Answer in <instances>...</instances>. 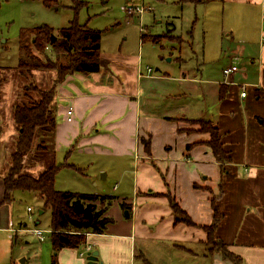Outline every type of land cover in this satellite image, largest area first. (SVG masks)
Returning <instances> with one entry per match:
<instances>
[{"label": "crops", "instance_id": "obj_1", "mask_svg": "<svg viewBox=\"0 0 264 264\" xmlns=\"http://www.w3.org/2000/svg\"><path fill=\"white\" fill-rule=\"evenodd\" d=\"M228 1L257 6L260 14L253 15V32L247 24L239 28L246 45L228 52L233 64L224 65L220 77L197 80L185 70L179 77L153 74L151 66L143 69L140 56L101 52L98 72L72 73L56 86V128L42 152L47 159L28 172L38 175L58 163L57 189L114 196L105 212L112 219L105 231L85 235L104 264H264V0ZM243 15L250 19L249 12ZM230 65L237 69L225 75ZM10 116L8 123L0 118V159L6 163L0 170V200L17 133L12 111ZM185 118L212 121L230 160L219 163L208 144L210 133ZM142 138L150 141V151ZM97 171L102 181L113 175L110 188L98 181ZM85 181L89 185L83 189ZM169 196L193 225L175 222ZM213 202L222 213L215 241L237 255V262L208 242L204 226L213 222ZM10 206L0 204V233L13 241L16 232L35 240L23 237L27 244L18 256L27 253L21 264H53L54 256L55 264H87L79 253L83 245L54 250L50 229L44 240L16 230L26 225L15 227ZM0 252V264H20L2 245Z\"/></svg>", "mask_w": 264, "mask_h": 264}, {"label": "rangeland", "instance_id": "obj_2", "mask_svg": "<svg viewBox=\"0 0 264 264\" xmlns=\"http://www.w3.org/2000/svg\"><path fill=\"white\" fill-rule=\"evenodd\" d=\"M135 3H144L152 10L141 14V17L129 15L124 6ZM246 12H249L247 16L250 17L247 21L243 15ZM256 12L259 16L257 6L247 8L240 2L228 0H57L52 6L45 5L43 0H0V118L2 116L4 122H10L13 106L24 98L25 89L27 93L34 95L37 93L30 90L32 85L48 88L53 84L55 69H34L29 73L19 68L20 37L23 30L48 24L57 31L71 21L88 22L89 26L103 30L101 52L104 54L120 53L130 55L133 59L140 56L143 69L151 66L153 74L168 72L172 77H179L180 71L185 70L197 80H208L223 75V66L232 62L228 59V52L246 45L239 28L247 24L253 32V15ZM142 34L144 38H141ZM27 36L26 43L32 54L44 60L47 57L52 60L57 58L51 46L42 51L32 44L29 33ZM238 51L240 53V49ZM180 56L184 58V62L179 60ZM241 59L235 62L240 65ZM171 84H176V81H170ZM184 120L199 126V119ZM38 142L39 137L35 139L27 155L25 171H34L40 162L43 164L47 159L46 154L38 153ZM9 160L8 155L7 161ZM5 165L3 159H0L1 172ZM97 174L101 184H105L107 188L113 185V175L102 181L101 172L97 171ZM73 185L78 187L75 182ZM85 185L83 189L89 184L85 181ZM68 187L66 189H70ZM89 189L100 191L101 187L92 186ZM28 206L33 209L30 212L32 220L28 218ZM10 207L15 227L24 226L25 223L26 227L50 228V209L43 207V201L37 192L15 190ZM42 209L43 212L40 213ZM2 235L0 233L3 251L10 255L14 253L15 261L21 264L27 253L21 252L18 256L21 245L27 244L23 237H31L25 236L26 233L23 235L16 232V241L3 235L1 242ZM31 242L35 240L31 238Z\"/></svg>", "mask_w": 264, "mask_h": 264}, {"label": "trees", "instance_id": "obj_3", "mask_svg": "<svg viewBox=\"0 0 264 264\" xmlns=\"http://www.w3.org/2000/svg\"><path fill=\"white\" fill-rule=\"evenodd\" d=\"M199 1V0H198ZM45 5L52 6L57 0H43ZM31 35L32 44L40 49L51 46L57 58L42 59L30 52L26 43L28 33ZM24 32V33H23ZM20 37L21 59L19 68L29 73L34 69L52 68L56 71L53 84L48 88L32 85L30 90L37 94L27 93L21 101L13 106L14 120L17 125L14 149L11 153L10 164L3 174L4 194L0 204L13 200L15 190H29L38 193L43 201V207L49 208L50 231L47 232L54 250L64 247H80L86 242L82 231L102 233L111 217L105 215L108 203L113 195L60 190L55 187L56 174L62 167L53 163L38 175H33L24 170V160L33 147L35 139L39 137L38 153L48 150L51 133L56 128V118L53 116V100L56 86L68 75L76 72L91 74L101 69V40L103 30L89 26L88 22L78 23L71 21L68 25L55 30L54 27L44 24L31 29L23 30ZM57 32V34L55 33ZM53 35L56 38L53 40ZM144 38V34L141 35ZM28 88V87H27ZM201 131L209 132L210 145L216 160L223 164L230 160L229 152L224 149L221 135L216 125L210 120L199 119ZM44 139V140H43ZM146 150L150 151V141L142 138ZM175 222H184L193 225L194 222L188 213L181 208L175 198L170 197ZM213 222L204 226L208 233V242L219 249L224 258L235 262L239 258L228 251L221 241H215L214 230L219 223L222 213L215 203ZM53 264L56 263L55 256Z\"/></svg>", "mask_w": 264, "mask_h": 264}, {"label": "built area", "instance_id": "obj_4", "mask_svg": "<svg viewBox=\"0 0 264 264\" xmlns=\"http://www.w3.org/2000/svg\"><path fill=\"white\" fill-rule=\"evenodd\" d=\"M152 8L148 5H145L144 3H135V4H129L127 6H125V11L129 14V15H137L140 16L141 14H143L145 11L151 10ZM141 31L143 33V28H141ZM237 69L236 65H230L228 67L224 68V74L228 75L231 72L235 71ZM152 68L148 67V71H151ZM242 87L244 88L242 91V96L246 95V89H245V85H242ZM68 119L71 120V114H72V108H70L68 110ZM32 208L28 207V211L31 212ZM29 218H32V216L30 215ZM11 223V222H10ZM12 224V223H11ZM16 230H21V231H26V232H31L33 234H35L36 236H38V238L40 240H44L45 239V234L47 232V230L42 229V228H38V227H22V228H17ZM49 231V230H48ZM81 233L85 234L86 236L88 235L89 231H82ZM92 251V246L89 242H85L83 244L82 249H80V256L83 257H87L89 252Z\"/></svg>", "mask_w": 264, "mask_h": 264}, {"label": "water", "instance_id": "obj_5", "mask_svg": "<svg viewBox=\"0 0 264 264\" xmlns=\"http://www.w3.org/2000/svg\"><path fill=\"white\" fill-rule=\"evenodd\" d=\"M56 38L55 35H53V40ZM125 215L128 216L129 215V211L125 210ZM98 250H92L89 252L88 256H87V264H104L102 261L98 260Z\"/></svg>", "mask_w": 264, "mask_h": 264}]
</instances>
